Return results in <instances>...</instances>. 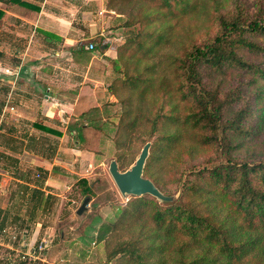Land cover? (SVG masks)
<instances>
[{"label":"trees","instance_id":"16d2710c","mask_svg":"<svg viewBox=\"0 0 264 264\" xmlns=\"http://www.w3.org/2000/svg\"><path fill=\"white\" fill-rule=\"evenodd\" d=\"M117 1H122L125 8L131 3L133 6L141 2L150 4L147 9L155 8V12L140 11L137 14L131 11L125 19L126 9L117 8ZM205 1L106 0L107 9L116 10L119 15L117 19L124 38L117 48L116 59L111 61L112 68L118 73L125 68L128 75L123 86L139 89L140 99H144L156 87L153 74L156 66L145 64L132 74V60L137 61L136 69L141 60H152L153 56L163 55L162 50L166 46L176 44L175 35L181 13L205 12L216 26L215 33L189 38L180 44L175 53L164 55L174 81L170 85V81L165 83L167 78L163 80L167 86L166 92H174L183 105L180 106L179 101L172 108L160 105L151 116H144L138 110L134 120L128 123L125 119L131 113L127 111L118 127L119 132L122 126L133 128L143 119L150 125L149 136H155L161 132L163 120L173 121L178 129L165 133L162 138L169 146L186 140L196 148H206L208 154L201 160L193 155H177L179 165L174 181L180 193L176 196L152 176V144L143 175L151 179L162 193L174 196V199L164 201L147 193L132 196L125 206H118L115 220L109 226L103 225L98 240L106 239L117 227L136 224L143 229L150 226L151 234L147 236L148 233L142 229L138 236L118 241L108 254V264H113V261L116 264H165L164 257L162 260L155 257L170 249L180 253L176 260L178 264H202L206 261L204 257L198 260L185 255L186 246L190 243L215 247L230 264L243 262L256 251L264 254V145L260 148L254 146L259 129L264 125L263 92L260 88L255 94L247 95L241 82L227 90L220 83L215 84L212 78L216 73L236 70L264 80V3L251 10L242 0H235L230 9L216 6L211 11ZM163 20L167 23L157 25ZM247 54L262 57V60H252ZM112 93L118 95L117 86L112 88ZM121 157L113 160L123 171ZM135 161L136 157H133L130 165ZM79 181L83 184L84 198L90 196L92 185L89 180L81 178ZM211 194H216L219 202L230 211L225 219H220L213 210L207 213L200 208L213 201L214 207L218 205L214 196L213 199L209 198ZM147 237L151 239L149 244H145ZM180 237H187L189 242L177 245L175 242ZM41 242H38L39 246ZM7 264L29 263L26 259L13 261L8 258ZM255 264L261 263L255 261Z\"/></svg>","mask_w":264,"mask_h":264},{"label":"crops","instance_id":"0c3cea01","mask_svg":"<svg viewBox=\"0 0 264 264\" xmlns=\"http://www.w3.org/2000/svg\"><path fill=\"white\" fill-rule=\"evenodd\" d=\"M118 16L106 0H0V250L59 245L73 174L95 161L80 142L107 110Z\"/></svg>","mask_w":264,"mask_h":264},{"label":"rangeland","instance_id":"374dc122","mask_svg":"<svg viewBox=\"0 0 264 264\" xmlns=\"http://www.w3.org/2000/svg\"><path fill=\"white\" fill-rule=\"evenodd\" d=\"M234 1L235 0H206L205 4L211 11L214 10L216 6H222V8L227 10L232 8ZM242 1L248 5L251 10L255 9L258 4L264 3V0ZM115 5L120 9L125 8L122 1L115 2ZM147 6H150V4L141 2L138 3L137 6H133V3H131L125 8L126 10L124 12L127 14L124 15L125 19L128 18V12L131 11L136 12L137 14L140 11H143L144 13L155 12V8L148 10ZM111 11L117 13L116 10ZM179 19L180 21L177 25V33L175 35L177 43L172 44L173 48L166 46V48L162 50V53L164 52L163 55L153 56L152 60H141L138 63V68L136 69H134L137 62L136 59L132 60L130 64V73L132 74L138 69L143 68L145 64H152L156 66V71L153 72L156 78V87L153 90H150L144 99L139 98V89H135L133 86H123V81L128 75L125 72V68L120 73L116 72L112 68V78L106 84L108 97L102 104V108L107 110H105L104 117L98 118V129L100 133L98 137L96 136L89 141L80 142L84 148L94 152L96 156L93 166L88 170L89 172L83 171V173L89 174L88 180L92 185L90 201L87 205V209L82 214H77V209L84 200V195L82 194L83 184L81 185L79 180L86 177H81L79 174H73V186L70 189L68 199L66 200V215L68 216L70 214L71 216H68V219H65L63 216L55 222L59 225L53 238L57 239L59 245H53L49 247V249L46 247L42 250L45 246L40 247L37 244V251L33 248L28 253L20 251L23 248L22 246H20L19 250H13L11 253L0 250L1 262H4L6 257H8L13 261L21 258L26 259L29 264H42L43 262L37 257L39 256L49 259L48 263L43 264H108V254L113 249V246L124 238L138 236L143 229L140 224L133 225L132 227H117L116 231L109 233L106 239L102 241L97 239L100 231H102L103 225L109 226L110 222L115 220L117 207L125 206L132 197V195H123L120 192L110 174L109 166L113 159H118L122 156L121 160L123 166L122 169H124L123 171L129 169L134 164L130 165L132 158H138L144 144L148 141L151 143V146L154 143V157L150 161V168L154 173L152 176H154L159 181L160 185L168 191H172L176 196L179 195V188L174 181L177 166L179 165L177 155H193L201 160L206 154H208V150H206V148H196L194 144L186 140L180 143L178 142L179 144L176 143L169 146V144L162 138L165 133H169L170 131L174 132L178 129L177 125H175L173 121L170 122L168 120H163L161 123V132L157 133L155 136H149V132L151 131L150 125L143 119L137 126H132L133 128H128L129 126L126 125L128 127L122 126L121 131H118V127L119 125L121 126L123 118L126 117L127 111L131 114L129 115V118L125 119L126 123L134 120L135 115L139 113L138 110H140L144 116H151L155 114L160 105H164L165 108H172L173 105L178 104V96L174 92L170 94L166 92L167 86L164 84L165 81L163 80L167 78L165 83L170 81V85H173L174 81H172V75L170 76L171 67H169L168 60H166L164 55L170 52L175 53L180 44H184L189 38H200L207 33L213 34L216 32L215 24L211 21L210 16L205 12L189 14L181 13ZM165 20H163L160 24L157 23V25L162 26V24L167 23L164 22ZM120 39L121 41L117 45V48L123 42V36ZM181 41L183 43H179ZM246 56L255 61L262 60V57L254 55L247 54ZM118 78L120 80H118ZM212 78H214L215 84L220 83V86L227 90L231 89L233 84L241 82L243 84L242 88H244V91L246 88L247 95L255 94V92L261 88L263 92L262 103L264 102V80L258 76L245 74L236 70H230L229 73H216ZM245 82L249 83L245 84ZM115 86H117L118 95L112 93V88ZM112 95L116 97L115 100L112 98L114 101H110L109 99ZM182 105V102H180V106ZM111 106H114V108ZM262 145H264V125L259 129L258 140L254 146L255 148H260ZM150 155L151 151H149V156ZM148 158L146 160V164L148 162ZM213 196L214 199H217L216 204L218 205H215L216 208L213 205L215 204L214 201L210 204H204L200 208H203V211L207 213L213 210V212L216 213L220 219H225L229 216L230 211L225 204L219 202L220 199L216 196V194H211L209 198L211 197V199H213ZM206 200H208V198H206ZM150 228V226L147 228L145 227L142 231L147 232V236H150ZM58 238L60 240H58ZM147 238L148 241H146L145 244H149L151 240L150 237ZM13 242L19 245L22 242L21 235L19 234L16 239H13L12 243ZM188 242L189 239L187 237H180L175 243L178 245ZM45 244L46 246H50V244H52L49 237L46 238ZM184 252L188 258L193 257L200 260L204 257L206 261L204 260L202 264L231 263L224 257V254L215 247L201 246L200 244L193 245L190 243L186 246ZM179 255L180 253H178V250L170 249L164 254L159 253L156 255L155 259L162 260L164 257L166 260L165 264H178L176 263V260L179 258ZM263 255L261 252L256 251L255 254H251L248 259L246 258L247 260L245 259L243 262L237 264H255V261L262 264L264 263ZM6 261H8V259H6ZM38 261L41 263H38ZM3 262L0 264H3ZM112 263L116 264L115 261ZM118 263L119 262H117V264ZM121 263L129 264L128 262H120L119 264Z\"/></svg>","mask_w":264,"mask_h":264},{"label":"water","instance_id":"95a60500","mask_svg":"<svg viewBox=\"0 0 264 264\" xmlns=\"http://www.w3.org/2000/svg\"><path fill=\"white\" fill-rule=\"evenodd\" d=\"M150 146L151 143L147 142L135 163L125 171H121L117 161L112 160L109 166L110 174L123 195L141 196L149 193L161 200L172 201L174 196H167L162 193L151 179L143 175L146 160L149 156ZM89 201L90 196L84 198L77 209V214H82L87 209Z\"/></svg>","mask_w":264,"mask_h":264},{"label":"built area","instance_id":"2783aa9c","mask_svg":"<svg viewBox=\"0 0 264 264\" xmlns=\"http://www.w3.org/2000/svg\"><path fill=\"white\" fill-rule=\"evenodd\" d=\"M89 48H90V49H93V48H95V45H94V43H90V44H89Z\"/></svg>","mask_w":264,"mask_h":264}]
</instances>
